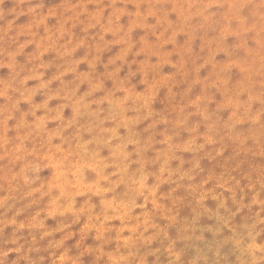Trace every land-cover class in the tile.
<instances>
[{
    "label": "rangeland",
    "instance_id": "rangeland-1",
    "mask_svg": "<svg viewBox=\"0 0 264 264\" xmlns=\"http://www.w3.org/2000/svg\"><path fill=\"white\" fill-rule=\"evenodd\" d=\"M0 264H264V0H0Z\"/></svg>",
    "mask_w": 264,
    "mask_h": 264
},
{
    "label": "bare ground",
    "instance_id": "bare-ground-1",
    "mask_svg": "<svg viewBox=\"0 0 264 264\" xmlns=\"http://www.w3.org/2000/svg\"><path fill=\"white\" fill-rule=\"evenodd\" d=\"M185 250V249H184ZM189 254V253H188ZM193 255V259H195V256L197 255V256H199V257H203L204 255H203V253L201 252V251H199L197 254H192ZM179 257V256H178ZM180 258V257H179ZM189 261V260H188Z\"/></svg>",
    "mask_w": 264,
    "mask_h": 264
}]
</instances>
